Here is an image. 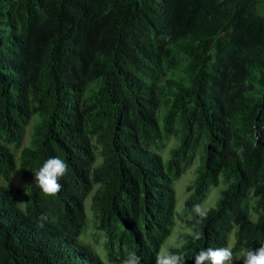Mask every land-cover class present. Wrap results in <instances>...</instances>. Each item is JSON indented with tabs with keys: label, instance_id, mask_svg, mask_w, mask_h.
<instances>
[{
	"label": "trees",
	"instance_id": "obj_1",
	"mask_svg": "<svg viewBox=\"0 0 264 264\" xmlns=\"http://www.w3.org/2000/svg\"><path fill=\"white\" fill-rule=\"evenodd\" d=\"M33 118L31 146L20 159L27 182L58 156L68 164L60 181L67 203L87 172L111 184L97 205L113 204L123 188L137 196L134 230L104 214L111 257L124 259L126 250L141 256L151 232L143 219L144 172L171 137L181 144L161 172L172 182L201 143L208 148L189 205L221 176L229 183L202 223L187 221L203 238L186 236V264H195L192 257L207 245L226 246L213 225L227 222L230 209L240 210L239 248L264 241V0H0L5 180L17 169L9 145L21 146ZM99 156L105 159L95 165ZM20 192L0 184V264L82 261L83 215L67 214L65 201L35 184L22 211ZM38 206L53 223L37 226Z\"/></svg>",
	"mask_w": 264,
	"mask_h": 264
},
{
	"label": "clouds",
	"instance_id": "obj_2",
	"mask_svg": "<svg viewBox=\"0 0 264 264\" xmlns=\"http://www.w3.org/2000/svg\"><path fill=\"white\" fill-rule=\"evenodd\" d=\"M162 38L166 40L170 39V37L167 36ZM36 121L37 119L33 118L31 123L34 122L35 125ZM26 131L27 128L25 129L24 139L20 147H17L14 144L9 145V148L14 155L17 169L19 166H21L20 159L22 156V151L25 148H29L32 142L31 135L30 144L24 147ZM31 132L33 134V129ZM172 140L177 142V144L173 147L170 146V142ZM180 144L179 138L171 137L166 142L165 147L159 152L162 157V161L161 159H156L149 162L146 166L144 178L149 183V187L147 190H145L141 185V193L145 200L143 206V219L150 225L151 232L147 236L145 245L142 248L141 256H139L135 250H126L124 259L120 257L113 258L111 257L110 251L107 247L108 232L107 216L104 215L105 212L109 211L112 215L115 214L117 217H119L117 220L119 223V228L134 230L139 217V214H137L139 209L137 204V196L135 193L123 188L116 194L113 204L107 206L97 205V196L102 191H109L111 184L107 179L97 177L93 172H87L85 175H83V177H81L77 185L71 189L77 197L75 200L78 202L77 205H75V201L67 203V201L63 199V195L65 193H61L64 188H62L63 185L60 183V181L68 174V164L65 160L58 156L47 159L42 164V166L34 172V182L33 178L32 182H27L23 177L24 183L26 184L25 191L21 190L20 194H16L18 206L22 211L27 210L29 205L30 191L32 190V186L35 184L45 196H49V198L59 197L65 201L68 204L66 211L67 214L73 212L81 213L83 215L84 227L78 236L79 244L85 247V249L79 253L83 260L73 261V264H186L187 260L185 258L184 252L182 251L184 246L182 248H173L172 250H169L163 245L165 241L171 236L174 227L176 210V191L174 188L175 182L185 174V186L187 187L188 193L186 206L190 210V215L186 219L187 226V221L189 219L194 220L197 225L202 223L203 220L207 218L210 209L217 208L218 204H220L224 197V191L228 188L229 183L224 176H221L216 184H213L208 188V191L205 193V195L196 198L189 205L192 197L196 193L197 179L205 171L208 148L204 142L201 143L195 149L194 155L190 156L191 160L189 164L186 165L180 176L174 179L172 182L171 179L161 172V168L163 166L165 171L168 170L169 163L174 157V151L180 146ZM198 150H201L202 153H204V157L201 155L200 159L196 158ZM18 151H20V154H18ZM166 152H168L167 158L165 157ZM104 159V156H99L95 165L102 164ZM17 169L12 173L10 179L8 180H5L3 176L0 175V178L3 179L0 181V184L6 187L4 185L5 182H9L12 179ZM153 170L156 171L154 174L151 173ZM21 171L23 176V169ZM191 172L195 173V177L192 180H190L188 177ZM213 186L218 187L217 190L213 192L212 197L217 198L219 194H221V197L219 198L216 207L208 209L201 203L207 198L210 188ZM8 189L14 192L20 190H13L11 188ZM89 195L92 199V210L94 213H89V216L92 214L94 217V230L86 233V239L87 237L93 238V240L90 242H88L86 239L81 240V236L85 232L87 226L85 201ZM24 199L25 202L22 203V200ZM48 201L54 202L52 200ZM20 205L25 206V208H21ZM38 209L40 212V217L38 218L37 222L38 227L43 228L45 223H53V219L44 207L38 206ZM54 211V216L59 214V210L54 209ZM225 212V215L228 217V221L223 222L219 218L214 222L213 228L219 229L222 239L226 240V246L213 248L207 245L201 248L192 257L195 264H264V241L259 248L247 247L245 245L239 248L238 233L240 230L239 225L242 222L240 210L230 209ZM249 212L251 220L257 221L256 217L252 216L250 209ZM89 227L93 229L90 221ZM170 227V234L160 244L161 240L166 235V232ZM98 235L102 236V242L100 245L97 238ZM190 235H192L193 241H199L203 238L202 232L193 231V229ZM97 246L102 249L98 250ZM157 249H159V251L155 255ZM234 250L237 252H234Z\"/></svg>",
	"mask_w": 264,
	"mask_h": 264
},
{
	"label": "rangeland",
	"instance_id": "obj_3",
	"mask_svg": "<svg viewBox=\"0 0 264 264\" xmlns=\"http://www.w3.org/2000/svg\"><path fill=\"white\" fill-rule=\"evenodd\" d=\"M33 126H34V122H32L27 127V131H26V135H25V141H24V147H26L30 144L31 135H32L31 130L33 129ZM176 144H177V142L175 140H172L170 142L171 147L175 146ZM18 154H20V151H18ZM201 155L204 157V153H202L201 150H198L196 158L200 159ZM165 157L166 158L168 157V152H166ZM21 170H22V168H21V166H19L16 173L13 175L12 179L9 182H5L4 185L8 188L13 189V190L20 189L22 191H25V185L26 184L24 183ZM184 176H185V174L181 178H179L175 182V185H174V188L176 191V210H175L174 227H173V231H172L171 236L163 244L169 250H172L173 248H182L187 242L186 236L190 235L192 233V229L189 228L186 224V219L190 215V210L186 206L188 193H187V187L185 186ZM188 177L190 178V180H192L195 177V173L191 172ZM2 180L3 179L0 178V181H2ZM217 187L218 186L211 187L207 198L201 203V204L205 205V207H207L208 209H210L212 207H216L218 200L221 197V194H219V196L217 198L212 197V194L215 190H217ZM24 202H25V199L22 200V203H24ZM20 207L25 208V206H21V205H20ZM85 209H86V214H87V226H86L85 232L81 236V240L86 239V233L87 232L94 230V224H93L94 217L92 215L94 213L92 210V199H91L90 195L87 197V199L85 201ZM89 213H92V214H90V216H89ZM89 221H90L93 229H91L89 227ZM97 238H98V242L100 245V243L102 242V236L98 235ZM86 240L88 242H90L93 240V238L87 237ZM93 245L96 246L95 244H93ZM97 249L101 250L102 248L97 246Z\"/></svg>",
	"mask_w": 264,
	"mask_h": 264
}]
</instances>
